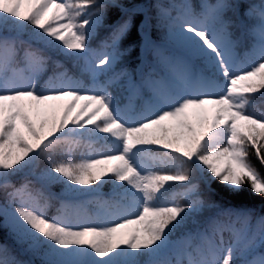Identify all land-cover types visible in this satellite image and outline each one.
<instances>
[{
  "label": "snow or ice",
  "instance_id": "6c2138e0",
  "mask_svg": "<svg viewBox=\"0 0 264 264\" xmlns=\"http://www.w3.org/2000/svg\"><path fill=\"white\" fill-rule=\"evenodd\" d=\"M89 5L95 11L78 22ZM113 8L120 19L106 42L111 51L93 64L87 41ZM0 25L11 29L0 34V232L11 238V245L0 243V264H138L140 258L143 264H184L185 258L187 264H264V215L253 225L251 210L208 204L215 215L197 220L202 201L177 206L163 202L168 189L161 192L169 181L189 182L194 192L191 171L198 169L209 184L215 180L233 194L247 185L264 198V175L247 160L254 149L264 165V112L249 110L257 99L264 101V0H217L204 3L200 13L187 0L167 5L0 0ZM29 25L41 30L32 32L33 40L84 61L92 85L86 88L65 71L39 88L37 77L50 57L20 39ZM133 28L140 35L138 62L116 71L131 51L121 44ZM162 29L166 32L154 38ZM241 45L243 62L235 51ZM21 51L30 75L18 79L8 72ZM201 65L210 69L208 76ZM100 75H109L106 83L97 82ZM122 79L125 107L109 91ZM88 125L93 127L85 131ZM97 133L110 134L112 150L81 163L56 159L58 145ZM153 152L175 174L150 171ZM41 158L48 161L43 191L33 194L28 182L21 187L10 182ZM100 182L127 183L120 194L132 207L122 209L118 219L73 225L49 217L40 204L54 198L48 185L62 184L65 194L85 197L98 194ZM90 185L97 187H78ZM224 217L235 220L225 223ZM186 228L182 240L170 239ZM224 232L232 239L226 248L222 236L219 245L215 240Z\"/></svg>",
  "mask_w": 264,
  "mask_h": 264
},
{
  "label": "trees",
  "instance_id": "16d2710c",
  "mask_svg": "<svg viewBox=\"0 0 264 264\" xmlns=\"http://www.w3.org/2000/svg\"><path fill=\"white\" fill-rule=\"evenodd\" d=\"M76 0H71L74 3ZM121 3H129V0H120ZM133 3L137 4H151L155 0H132ZM160 3L165 5L170 3H184L185 0H159ZM217 0H187V3L192 5L194 13H200L202 10V5L204 3L214 4ZM254 2H259V0H254ZM88 9L90 12L95 11L94 5H89ZM148 11L151 15H155V8L149 7ZM173 16L177 15V11H173ZM231 16V12L226 14ZM120 19V12L117 9H109L107 11V18L101 24L102 28L99 31V35L94 40L88 43L92 53H95L96 49L102 47L108 39L111 32V26ZM140 18L137 17V23H139ZM253 23L252 21H250ZM33 31H41L39 29H34L33 26L29 25L24 31L19 33V37L22 41H25L26 44H31L33 48H39L47 53L50 57L49 64L46 66L44 71H42L37 77V86L39 88H44L48 85V82L53 77H59V75L65 71L71 76L74 80H78L86 88L90 87L93 83L91 72L86 70V65L84 61H73L69 57L62 55L61 53L51 49L46 48L42 43L32 39ZM11 32L10 27L6 28L5 26L0 25V34H9ZM102 32V33H101ZM166 32V29H162L160 33H153L154 38L162 36ZM140 35L137 33L136 29L133 28L131 34L122 42L121 48L130 47L131 51L128 56L122 58V60L117 64L116 71L127 67L130 70L133 69L137 62L140 54ZM174 47V46H173ZM240 51H245V45L238 47ZM90 62L93 63L92 55H90ZM57 64L59 67H57ZM94 64V63H93ZM15 67H25L27 68L26 63L23 61V53L21 51V56L17 59L16 63L12 66ZM201 71L205 76H208L210 69H207L201 65ZM30 75L29 71H25L22 78ZM111 75V74H110ZM97 82L103 84L108 80L107 75H100L96 77ZM124 80H120L118 84L122 83ZM59 82V81H57ZM117 85H113L109 88V91L112 92L113 96L120 100V106L124 107L127 103L126 99L123 100L125 93L124 88ZM137 105L140 101L136 102ZM250 111H255L257 114L264 112V101L257 99L252 107L249 108ZM92 128L93 126L90 125ZM105 142H90L89 139L78 138L72 143H63L58 145L55 149L56 159L58 160H69L76 161V163L86 162L88 157L94 158L100 156L103 153H106L113 149V144L111 141L113 138L110 134H106ZM163 150H160L162 152ZM157 155L159 161L154 164L153 161H149L153 166L150 171L158 172H172L175 169L167 167L166 162L162 163V156L159 152H153ZM248 162L257 170L258 173L264 175V165L261 161L256 158L254 149H250L248 156ZM47 158H41L36 162V164L29 168L25 169L23 172L12 177L10 182L16 187L23 186L24 183L28 182L29 190L35 194L36 192L43 191L44 185L47 183L44 177V174L47 169ZM40 178V179H38ZM105 179H109L106 177ZM208 175L204 172L199 171L198 169H193L191 171V183L196 185V190L194 192L189 191V182L178 181L174 182L172 185L166 186L168 191L165 193V201L169 204H175L177 206L186 207L189 200L199 199L204 203V207L201 208L198 212V220L205 219L210 216H214L217 209L207 207L208 204H218L222 208H235L243 210H251L252 212V221L254 225L256 220L260 215H264V198H261L257 195L251 193L250 188L247 185L241 187L239 194H233L228 192L223 185L213 180L211 184L208 183ZM100 187V192L92 195L86 199L81 197H72L64 193V186L62 184H53L47 186V191L54 194V198L49 199L46 203L45 201H40V204L44 206L45 214L49 217H56L63 215L61 206L67 204L70 201H83L85 202L86 209L81 211L78 215H70L68 211L64 213L66 217L65 221L78 225L81 223H103L101 219L97 218L95 214L99 211H102L105 207H115V203L118 202V194L114 191V186H118L119 182L116 184L113 183H103ZM126 183V182H125ZM163 191L162 193H164ZM139 195V194H137ZM4 203L2 196H0V205ZM156 203V201L154 202ZM125 208H131L126 206ZM121 214V213H120ZM119 214V215H120ZM119 216L117 217V219ZM235 220V217L228 218L224 217L223 221L225 223H231ZM239 227V224H237ZM188 231V230H187ZM187 231H176L172 234L170 239L175 243L182 240ZM0 243H7L11 245V238L7 231L0 232ZM23 259H31L29 256H22ZM138 264H143V258H140Z\"/></svg>",
  "mask_w": 264,
  "mask_h": 264
},
{
  "label": "rangeland",
  "instance_id": "374dc122",
  "mask_svg": "<svg viewBox=\"0 0 264 264\" xmlns=\"http://www.w3.org/2000/svg\"><path fill=\"white\" fill-rule=\"evenodd\" d=\"M81 2H82V0H76V1L74 2V4H80ZM27 7H28V5H27V3H25V4L22 6L21 11H22V12H23V11H26ZM75 10H79V9H75ZM84 13H85V15H81L80 17H77V21H78V22H83V20H84L85 18H87V13H90V11H89V9H88V6L84 9ZM93 18H94V17H93ZM252 22L255 23L254 20H253ZM101 28H102V25H101V24L97 26L95 34L92 36V38H91L90 40L87 41V43H89L90 41H92V40H94L95 38L98 37V35H99V31L101 30ZM101 33H102V32H101ZM49 39H52V38L49 37ZM56 43H59V42H56ZM110 51H111V49L109 48V49H105V50H102V51L98 52V54L95 56V61L98 62L99 59L102 58V56H103L105 53L110 52ZM235 51H236V49H235ZM236 55H237V59L240 60L241 62H243V61L241 60V58L238 56L237 51H236ZM22 72H23V71H22L21 69H19V70H17V71H11V69H10V71L8 72V75H9V76L15 75V76L19 79V78L21 77ZM118 86L124 88V86H125V81H123L122 83L118 84ZM61 103H66V102H61ZM76 111L78 112L79 109H77ZM74 115H75V113H74ZM70 127H71V125H70ZM88 128H91L90 125H88V126L85 128V131H87ZM105 137H106V134H104V133H97V134L94 135V136L81 137V138H85V139H86V138H87V139H94L96 142H99V141H101V140H102V141H105ZM154 159L157 160V157L154 158ZM72 162H73V163H76V161H75L74 159H73ZM155 173H157V174H175V170L172 171V172H167V173H165V172H158V171H155ZM174 182H178V181H169V182H167V183L164 185V187L161 188V192H163V191H165V189H167L166 186H168V185H172ZM78 187H82V188H95V187H97V185L78 186ZM125 187H127V183H125V182H119L118 186H114V191H115L116 194L119 195V196H117V197H118V200L120 201L119 203H124L123 205H125V204H126V205H132V201H131V199H122V198H121V194H120V193H121V190H122L123 188H125ZM94 194H96V193H93L92 195H94ZM92 195L85 196V197H81V198L84 200V199H86V198H88V197H91ZM154 202H155V201H152L151 203H154ZM163 202H164V201H163ZM61 209H62L63 215H62V216H59V218L65 221L66 217L64 216V213H65L66 211H68V213H69L70 215H71V214H72V215H78V213H80L81 211H85V209H86V205H85V202H83V201H70V202L67 203V204H63V205L61 206ZM120 211H121V210H120ZM197 214H198V213H197ZM197 214H196L195 218L198 220V216H197ZM117 215H118V211H114L112 208H105L104 210H102V211L96 213L97 218H100L102 221H104V223L109 222V221H112V220H115L116 217H117ZM190 224H191V221H189V225H190ZM133 227H135V226H133ZM185 230L187 231V230H189V229L186 228V229H181V230H178V231H179V232H182V231H185ZM124 231H129V230L126 229V230H124ZM221 236H222V239H223V242H224V243H223V247H227V246H229V245L232 243L231 234L228 233V232H224V233H222L221 235H218V236L215 238L216 243H217L218 245L220 244ZM121 247H125V245H121ZM224 255H226V253H224ZM221 258H223V257H221ZM251 259H252V258H251ZM185 264H187V262H185Z\"/></svg>",
  "mask_w": 264,
  "mask_h": 264
}]
</instances>
